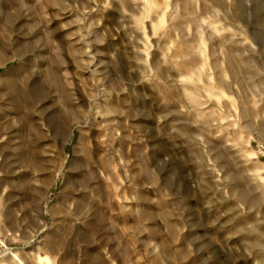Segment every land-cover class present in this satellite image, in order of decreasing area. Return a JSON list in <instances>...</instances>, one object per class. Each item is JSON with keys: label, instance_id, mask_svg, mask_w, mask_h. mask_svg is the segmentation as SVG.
I'll use <instances>...</instances> for the list:
<instances>
[{"label": "rangeland", "instance_id": "1", "mask_svg": "<svg viewBox=\"0 0 264 264\" xmlns=\"http://www.w3.org/2000/svg\"><path fill=\"white\" fill-rule=\"evenodd\" d=\"M0 263L264 264V0H0Z\"/></svg>", "mask_w": 264, "mask_h": 264}, {"label": "crops", "instance_id": "2", "mask_svg": "<svg viewBox=\"0 0 264 264\" xmlns=\"http://www.w3.org/2000/svg\"><path fill=\"white\" fill-rule=\"evenodd\" d=\"M0 264H7V263H0Z\"/></svg>", "mask_w": 264, "mask_h": 264}]
</instances>
